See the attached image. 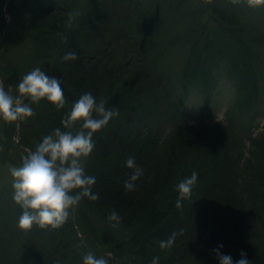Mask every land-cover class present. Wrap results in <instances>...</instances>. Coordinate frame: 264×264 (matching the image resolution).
<instances>
[{"label":"trees","instance_id":"1","mask_svg":"<svg viewBox=\"0 0 264 264\" xmlns=\"http://www.w3.org/2000/svg\"><path fill=\"white\" fill-rule=\"evenodd\" d=\"M176 2L185 9L187 23L170 46L180 50L172 59L173 81L155 67L146 33L150 20L139 18V0H23L10 14L9 31L0 21V69L14 86L18 89L30 68L23 60L5 58L18 30L36 47L33 62L46 63L49 76L62 81L66 99L60 110L46 99L30 103L33 125L5 121L9 133L3 147L13 145L17 128V152L29 141L38 145L57 128L69 131L61 121L85 93L119 112L94 133L95 148L85 164V174L96 178L93 192L99 200L83 198L77 221L68 219L58 229L33 225L28 232L18 227L13 235L6 229L22 209H1L0 264H83L90 252L76 228L82 224L94 226L101 247L96 251L100 257L103 251L112 253L106 257L109 264H151L157 256L159 264H219L212 250L220 245L234 261L243 250L252 264H264V133L251 131L264 106L259 87L264 82V6L249 7L242 0L257 19L256 28L244 29L222 0ZM69 52L79 58L64 61ZM223 72L233 91L227 121L201 118L198 127L187 126L188 97L197 93L208 100ZM233 114L247 123L235 124ZM81 124L77 121L71 131H79ZM129 157L143 169L134 191L124 188L133 171L126 166ZM193 171L198 177L191 199L177 208V185ZM4 199L0 205L10 207ZM113 210L122 218L118 227L108 220ZM85 228L81 231L89 232ZM174 232L172 247L161 249V241Z\"/></svg>","mask_w":264,"mask_h":264},{"label":"clouds","instance_id":"2","mask_svg":"<svg viewBox=\"0 0 264 264\" xmlns=\"http://www.w3.org/2000/svg\"><path fill=\"white\" fill-rule=\"evenodd\" d=\"M239 2L240 0H232L234 4ZM247 4L249 7H260L264 6V0H247ZM72 20L70 16L69 27ZM78 58L75 52H69L62 57L64 61H75ZM61 83L60 79L47 75L39 67L24 75L18 84L19 95L16 97L6 92L3 82H0V118L7 122H16L32 117L35 113L29 103H25V98L31 103L46 99L57 110L62 109L66 99ZM94 113L97 114L96 117ZM118 115V110L106 109L103 100L97 103L91 93H85L73 104L70 114L61 121L69 131L55 129L52 134L42 138L34 151L28 152L21 166L10 169L13 200L22 209L18 219L20 229L28 232L33 225L41 229H58L68 221L71 212L75 211L83 198L99 200V195L93 192L96 178L85 174V164L95 148L94 133L102 130ZM77 121L82 122L81 128L73 133L71 129ZM126 166L133 171L124 182V188L126 191H134L135 181L143 175V169L136 165L134 157L127 158ZM197 177L198 173L193 171L190 178L183 179L177 185V208L182 207L183 200L191 199ZM108 220L113 222L112 227H118L122 218L113 210ZM176 235L174 232L168 240L161 241V249L171 248ZM222 247L220 245L212 250L219 264H252L243 250L240 252V259L234 261L230 255L221 253ZM106 255L112 257L110 252ZM83 264H108V260L88 253L83 258ZM151 264H159V257H154Z\"/></svg>","mask_w":264,"mask_h":264},{"label":"rangeland","instance_id":"3","mask_svg":"<svg viewBox=\"0 0 264 264\" xmlns=\"http://www.w3.org/2000/svg\"><path fill=\"white\" fill-rule=\"evenodd\" d=\"M21 1L23 0H0V21L2 19L5 20L4 29L9 31V26L12 20L11 12H17L21 7ZM142 3V9L139 8L138 12L141 10V14L139 18H148V25L146 27V33L149 35L150 42L153 44L152 48V56L156 59L155 67H157V71L161 73L163 76L167 77L170 81H173L175 78L174 71L175 64L172 59L175 57V53H180V50L172 46L174 39L180 37L182 32V27L187 22L183 21L184 17L182 12L185 10L182 6H178L177 0H139ZM37 2V1H35ZM242 0L239 3L234 4L232 0H222V5L229 10H232L235 14L237 25L243 27L244 29H249L251 27L256 28V18L247 11L244 3L242 5ZM248 5V4H247ZM10 10V13H9ZM206 15V14H205ZM17 20V19H16ZM202 20H206L203 17ZM10 21V22H9ZM189 21V20H188ZM15 22V21H14ZM212 21L210 20L209 23ZM242 28V29H243ZM255 30V29H253ZM258 30V29H256ZM18 31H14L12 33L11 41L7 46V50H5V58H9L14 61H25L29 64L30 68L26 72H30L31 70L39 67L47 75H50V70L48 69V65L46 63L41 62H33L34 54L36 53V47L33 42H30L29 39ZM180 43V40L176 41V44ZM175 45V44H174ZM174 49V52L172 51ZM25 74V75H26ZM0 82H3L4 90L8 92L13 97L19 95L18 89L14 86L10 76L0 69ZM214 86L212 88V93L208 100H206L203 94L192 93L188 99L186 100V117L184 115V123L189 127H198L195 123L203 121L201 118L210 119L209 123H213L217 120L227 121L226 113L228 111L229 105L233 99V91L232 84L230 79H228L225 72H223L213 83ZM260 89V100H264V82L262 81L259 84ZM25 103H29L28 99H25ZM34 113L35 109L32 107ZM35 121V114L32 117H28L25 120L16 121V122H29L33 125V121ZM233 121L235 124L245 125L247 123V119L238 115L233 114ZM255 123L257 127L254 130L251 129L252 133L259 134L264 133V106L260 108V110L256 114ZM251 125H254L252 123ZM5 120L0 118V199L7 201L10 204V207L4 205L3 202L0 205V210L6 211L7 208L12 210V207L17 204L12 203L13 200V178L10 174V169L12 167H19L22 164V160L25 156L28 155L29 151H34L35 148L32 147V144L35 143L30 142V146L23 147L24 151H16L14 146L18 143L17 129L12 134L13 145H10L8 150L3 147L1 142L8 136L9 131L5 127ZM29 129V128H28ZM32 129V128H30ZM261 131V132H260ZM28 138V134H27ZM33 141V138H32ZM36 145V144H35ZM37 146V145H36ZM25 152V153H24ZM14 204V205H13ZM79 217V207L76 206L75 211H72L69 219L72 218L73 221H77ZM87 227L89 232H82L81 230L86 229ZM82 224L81 226H76L79 236L84 242L87 250L93 254L95 257L100 258V254L96 251L100 249L99 239L96 238V229L94 230V226H87ZM82 227V228H81ZM4 230V227L1 228ZM18 230V221H15V224L12 228L6 229L8 235H13L15 231ZM12 247V246H11ZM10 247V248H11ZM109 252L103 251L102 254L105 259L108 257L106 254ZM111 258V257H109ZM109 264V262H108ZM121 264V263H120Z\"/></svg>","mask_w":264,"mask_h":264}]
</instances>
